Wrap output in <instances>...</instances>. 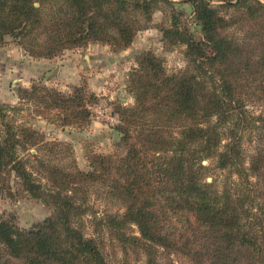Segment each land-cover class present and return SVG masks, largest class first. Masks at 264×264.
<instances>
[{"label": "trees", "instance_id": "16d2710c", "mask_svg": "<svg viewBox=\"0 0 264 264\" xmlns=\"http://www.w3.org/2000/svg\"><path fill=\"white\" fill-rule=\"evenodd\" d=\"M191 1L202 40L171 10L162 28L169 48L185 46L186 67L169 71L152 52L137 56L127 80L134 103L114 105L118 151L88 152L89 170L70 143L34 126L38 118L90 125L99 96L86 81L69 92L33 81L18 89L16 104L0 102V194L11 192L14 175L52 209L31 229L0 215V264H112L85 232L86 216L142 264H177L172 255L191 264H264V3ZM173 3L0 0V46L12 37L36 59L91 43L121 51ZM97 192L123 212L98 216Z\"/></svg>", "mask_w": 264, "mask_h": 264}, {"label": "rangeland", "instance_id": "374dc122", "mask_svg": "<svg viewBox=\"0 0 264 264\" xmlns=\"http://www.w3.org/2000/svg\"><path fill=\"white\" fill-rule=\"evenodd\" d=\"M171 1L174 3L154 12L149 26L137 34L129 48L121 51H114L110 46L101 43H91L84 48L67 50L54 59H36L26 53L12 37H7L6 43L0 46V102L16 104L19 101L18 89L30 87L33 81L64 92H69L73 86L86 81L99 96V102L92 107L93 118L90 125L84 128L61 127L38 118L34 120V126L48 140L70 143L78 166L82 170H89L86 156L88 152L118 151L122 134L116 129L120 118L114 111V105L134 103V96L127 89V80L131 70L137 66V56L142 52H152L164 60L169 71L184 69L187 65L185 46L169 48L164 40L162 28L170 22V14L166 11L175 13L181 27L186 28L196 40L203 38L202 27L195 13V3L191 0ZM260 1L264 3V0ZM221 3L220 0L211 1L216 7ZM231 11L224 9L226 14ZM235 30L242 32L238 28ZM10 181L11 192L3 191L0 194V215L5 219L14 217L18 226L24 229L47 222L52 209L23 192L14 175ZM208 181H212V178L209 177ZM100 197L101 192L94 193L91 197L98 216L106 212H123L120 204ZM133 230L136 231L137 228L133 226ZM85 232L98 239L112 264H142L132 254L127 257L118 241L111 237L106 228L102 229L93 222L91 216L85 217ZM171 258L177 264H191L178 255H172ZM10 264L23 262L11 259Z\"/></svg>", "mask_w": 264, "mask_h": 264}]
</instances>
